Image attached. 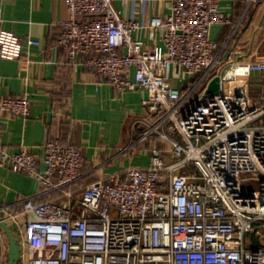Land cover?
I'll return each mask as SVG.
<instances>
[{
  "label": "built area",
  "instance_id": "1",
  "mask_svg": "<svg viewBox=\"0 0 264 264\" xmlns=\"http://www.w3.org/2000/svg\"><path fill=\"white\" fill-rule=\"evenodd\" d=\"M113 2L66 0L57 42L70 58L89 54L87 65L117 89H146L148 114L133 122L141 125L138 141L157 136L166 147L154 145L150 162L130 167L126 178L97 179L76 193L81 149L54 137L41 155L27 146L9 151L0 116V167L68 197H26L22 221L0 206L20 230L19 262L264 264V246L247 243L252 231L264 238V226H254L264 223V95L252 98L244 78L264 71V59L221 63L209 36L212 24L229 20L220 0H169L170 11L146 25L118 16ZM143 26L160 31L161 43L147 47ZM38 43L0 29L2 58H20ZM215 75L217 94L206 91ZM30 107L27 96H0V115H28ZM250 172L259 173L256 195L240 182Z\"/></svg>",
  "mask_w": 264,
  "mask_h": 264
},
{
  "label": "crops",
  "instance_id": "2",
  "mask_svg": "<svg viewBox=\"0 0 264 264\" xmlns=\"http://www.w3.org/2000/svg\"><path fill=\"white\" fill-rule=\"evenodd\" d=\"M113 8L118 16L136 18L143 25L150 17L170 11L169 0H114ZM219 9L229 20L212 24L209 36L219 43L221 63L234 58L264 59V0H220ZM67 15L66 0H0V29L39 41L26 46L20 58L0 57V96L24 95L31 102L28 115L0 116L9 151L27 146L41 155L47 140L54 137L79 147L84 160L81 179L75 184L78 193L97 179L126 178L127 169L147 165L151 148H165L166 142L138 141L141 125L134 127L133 122L148 114L141 102L148 94L146 89H117L87 65L89 54L70 58L58 44L60 21ZM139 34L147 47L161 43L160 31L148 26ZM244 78L252 98L264 95V71ZM173 83L179 84L175 78ZM39 164L44 167L43 161ZM42 188L33 176L0 167V206L18 213V220L24 219L22 202L28 196L68 199L63 190L44 192ZM6 216L0 209V218L19 242L18 225ZM257 241L264 245L262 236ZM8 251L9 237L0 224L4 255L0 264H8Z\"/></svg>",
  "mask_w": 264,
  "mask_h": 264
},
{
  "label": "water",
  "instance_id": "3",
  "mask_svg": "<svg viewBox=\"0 0 264 264\" xmlns=\"http://www.w3.org/2000/svg\"><path fill=\"white\" fill-rule=\"evenodd\" d=\"M220 83L219 75H215L209 82L206 91H211L212 93H219ZM0 224L3 226L9 237V251H8V264H18L20 259V245L18 244L13 231L5 223L3 219L0 218Z\"/></svg>",
  "mask_w": 264,
  "mask_h": 264
},
{
  "label": "rangeland",
  "instance_id": "4",
  "mask_svg": "<svg viewBox=\"0 0 264 264\" xmlns=\"http://www.w3.org/2000/svg\"><path fill=\"white\" fill-rule=\"evenodd\" d=\"M199 92H200V90L197 91V94ZM187 166L188 167L194 166L195 170H197V168L194 164H189ZM258 178H259V173H253V172L242 173L240 182H241V185H242L244 192L246 194H255L256 195L258 193V188H259ZM22 220H23V218H22ZM254 226H255V228L262 230L264 223L263 222L254 223ZM249 235L253 238L252 239L253 245L256 242V239L258 240L261 238V235L255 234L254 231H252ZM16 236L18 237L19 240L21 239V235L19 232H16ZM248 240H247V243H248Z\"/></svg>",
  "mask_w": 264,
  "mask_h": 264
},
{
  "label": "trees",
  "instance_id": "5",
  "mask_svg": "<svg viewBox=\"0 0 264 264\" xmlns=\"http://www.w3.org/2000/svg\"><path fill=\"white\" fill-rule=\"evenodd\" d=\"M62 140V139H61ZM154 140H158V141H160V142H162L163 144L165 143V141H164V139H162V138H160V137H157V136H153V137H151V138H149V139H147V140H145L144 142H149V141H154ZM62 141H64V140H62ZM71 145H73V146H75L73 143H71V142H69ZM160 145V144H159ZM193 167V169H195L194 168V166H192ZM249 239V240H248ZM252 237L249 235V237L247 238V240H248V244H252L253 242H252ZM254 245H256V246H260L261 244H259L258 243V241H257V239H256V242L254 243ZM264 246V245H263ZM19 264V263H18Z\"/></svg>",
  "mask_w": 264,
  "mask_h": 264
}]
</instances>
